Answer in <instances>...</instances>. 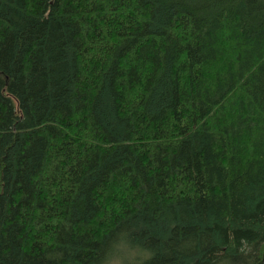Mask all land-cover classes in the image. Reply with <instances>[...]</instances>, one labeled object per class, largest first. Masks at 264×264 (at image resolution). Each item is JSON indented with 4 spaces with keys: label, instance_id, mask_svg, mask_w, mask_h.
I'll list each match as a JSON object with an SVG mask.
<instances>
[{
    "label": "trees",
    "instance_id": "obj_1",
    "mask_svg": "<svg viewBox=\"0 0 264 264\" xmlns=\"http://www.w3.org/2000/svg\"><path fill=\"white\" fill-rule=\"evenodd\" d=\"M118 248L264 264V0H0V264Z\"/></svg>",
    "mask_w": 264,
    "mask_h": 264
},
{
    "label": "rangeland",
    "instance_id": "obj_2",
    "mask_svg": "<svg viewBox=\"0 0 264 264\" xmlns=\"http://www.w3.org/2000/svg\"><path fill=\"white\" fill-rule=\"evenodd\" d=\"M114 252L116 256L114 257L113 261H111L108 264H122L128 261H133L134 258L138 257V255L137 256L135 255L136 253L135 251L127 250V248H118ZM144 256L142 254L140 257H144Z\"/></svg>",
    "mask_w": 264,
    "mask_h": 264
}]
</instances>
